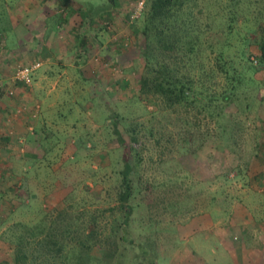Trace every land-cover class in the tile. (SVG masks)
I'll return each mask as SVG.
<instances>
[{"label":"rangeland","instance_id":"rangeland-1","mask_svg":"<svg viewBox=\"0 0 264 264\" xmlns=\"http://www.w3.org/2000/svg\"><path fill=\"white\" fill-rule=\"evenodd\" d=\"M97 1L99 0H92V5ZM140 2H143L141 8ZM144 2L146 0H122L117 11L120 21L117 19L116 22L100 23V29L105 32V47H111L118 56L112 64L111 58H106L109 55L105 56L103 53L105 49L99 54L95 45L90 46L92 51L86 56V64L88 63V67L91 64L98 68L101 64L100 67L104 68V71H96L95 82L91 83L92 79L83 86L57 84L53 93L57 95L60 92L65 101L69 100L75 105L68 116V125H57L58 131L52 134L53 138L50 137L51 143L55 144L52 150L44 149L46 157L40 160H37L41 156L38 154L36 159L23 158L28 163L17 161L13 167L4 166L2 173L8 174L12 170L17 175L19 189H27L33 195L27 199L16 191L9 192L0 199V234L14 222H34L40 213L38 209L46 210L49 201L54 203L51 201L53 198L57 204L62 205L65 200L66 206L67 202L72 203L76 210L85 209L89 214L96 209L116 206L119 171L125 163H131L134 168L132 180L135 189L138 187L140 190L141 184L148 181L159 187L162 194H166L170 187H177L176 191L183 197L182 201L180 198L179 202H174L181 204L172 203L165 211H161V206L158 207L157 213H162L158 216L147 213L143 204L136 208L135 198L131 202L134 214L129 224L130 237L134 238L135 243L136 233L140 231L141 225L152 217L151 226L154 231L150 234L151 238L147 240L144 234L141 237L138 234L137 238L153 243L150 255L155 256L156 264L190 263V258L198 256V247L211 259L210 264H226L228 258L224 256L223 248L212 244L217 257H210L212 249L209 250L208 244L203 240L206 236L203 232H196L195 228L197 223L207 219L228 222L231 217L233 221L238 218L239 221L241 218L249 220V211L253 210V217L258 222L254 225V231L258 234L259 227L264 229V182L251 180L254 167L250 166L252 154L256 152L259 154L256 165L260 172L264 171V149L259 152L253 148L259 141L264 143V132L261 130L264 127V64H255L264 43V0L201 1L204 12L198 16L197 22L202 26L201 37L204 44L201 45L200 58L205 68H210L213 66L211 59L228 43V47L223 49L224 58L240 75L241 84H238L235 104L225 110L222 120L217 124H210L207 142L202 146L199 141L193 143V148H189L191 152L180 149L177 137L167 140L169 134L177 135L182 132L176 116L170 113L164 117L156 111L154 103L148 97L141 96L138 91V80L143 69L138 45L142 42ZM105 3L106 1L104 10ZM228 22H231V34L226 33ZM207 23L211 28H205ZM226 39L228 42H225ZM211 47L213 51L210 50ZM108 69L111 78H107ZM90 72L91 69L89 72L84 71L87 76ZM32 83L29 87L20 85L25 88L23 91L27 95L25 104L40 103L35 97L39 89L35 86L34 79ZM224 87V79L219 75L215 77L213 91L220 93ZM90 96L93 101L88 100ZM73 98L77 100L73 102ZM81 98L84 99L83 102L80 101ZM70 102L58 111L66 114L71 107ZM114 115L118 116V129L124 141L134 148L131 155L125 156L127 153L122 144L109 141L113 133L111 134V128L107 129L110 124L106 122L109 120L112 124L115 121ZM205 128L202 123L200 132L204 133ZM159 135L163 137L157 145ZM111 137L114 139V136ZM133 138L137 140L134 143ZM91 140L97 142L96 146H92ZM41 143L42 147L52 145L44 140ZM72 147L77 149L75 154ZM22 149L23 152L20 149L14 151V160L26 153L23 147ZM94 171L97 173L93 174ZM24 176H29L30 182H23L21 178ZM34 179L40 182H34ZM161 183H165L162 189L159 185ZM65 187L71 193L68 198ZM134 193L136 195V190ZM140 197H144V194L139 195ZM152 209L155 211L156 206ZM234 211L236 213L233 216ZM105 221L106 219H102L101 225L106 226ZM105 229L109 228L106 226ZM144 232L147 234L148 230ZM127 246L130 250V245ZM133 253L134 251L124 254L126 263H131L135 255L138 257L136 264L141 260L137 251L136 254ZM0 254L11 258L12 248L7 242L0 241Z\"/></svg>","mask_w":264,"mask_h":264},{"label":"trees","instance_id":"trees-1","mask_svg":"<svg viewBox=\"0 0 264 264\" xmlns=\"http://www.w3.org/2000/svg\"><path fill=\"white\" fill-rule=\"evenodd\" d=\"M201 1L146 0L142 13V42L141 45H138L139 57L143 63L142 73L138 80L139 94L148 97L161 115L172 113L176 116V122L182 132H178L177 135L169 134L167 140L171 141L177 137L179 147L183 150L193 148L191 145L198 141L201 142V146L207 142L208 127L210 124H217L222 120L225 110L235 104L238 84H241L240 75L224 58L225 51L223 49L228 43H225L218 55L211 59L213 66L210 68H205L206 66L200 58L202 56L201 45L204 44L201 37L202 26L197 22L198 16L204 12ZM116 5L117 0H110L107 6L110 15L112 10L117 7ZM3 19L4 17L0 18V33L3 31L1 27H4ZM230 25L231 22L226 23V26L229 27L226 31L227 34L232 32ZM205 28H211L210 24L207 23ZM79 37L80 45L76 48L77 52H80L86 44L85 37ZM1 40L0 35V43ZM225 42H228L227 39ZM210 50L213 51L212 47ZM255 64L259 66L264 64V43H262L260 57ZM218 75L225 81V87L220 93L213 91L214 78ZM14 85L18 87L23 84L15 80L12 91L8 90V94L7 87L0 86V95L10 98L13 95ZM116 117L118 116L114 115L115 121L110 123L107 128L108 130L111 128V134L113 133L111 136H114V139L110 136L109 141L122 144L127 153L125 156L131 155L134 148L124 141L122 133L118 129L119 123ZM36 118L37 114H30L26 125L33 127ZM202 123H204L207 133L206 131L200 132ZM261 130L264 132V127ZM30 132H33V129ZM35 134H37L34 139L35 143L32 140L29 142L33 148L38 143L40 136L36 131ZM161 137L163 135H159V139H156L157 145L160 144ZM2 139L9 142L10 137ZM135 140L133 138V143ZM1 142L0 140V146H2ZM29 143L26 142L22 145L26 151L24 154L36 159L37 155L42 152L37 153L35 149H30ZM91 144L96 146L97 142L91 140ZM256 146L253 147L255 151L261 152L264 149L263 141H259ZM1 150L3 151V149ZM76 152L77 149L74 147V154ZM2 155L4 157V153ZM252 156L253 160L250 166L254 169L251 180L263 182L264 171L260 172L259 166L256 165V161H259V154L253 152ZM37 160L40 159L37 158ZM137 160L138 152L136 151V164ZM17 161H20V158ZM4 166L10 167L5 163L0 164V199L4 198L7 193L16 191L27 199L33 195L29 190L27 192V189L25 191L19 189L17 175L12 170H9L8 174L2 173ZM133 171L131 163H125L122 170L119 171L120 184L117 186L116 206L96 209L89 214L85 212V209L76 210L72 203L67 202L66 206L65 200L62 205L57 204V201L51 197L53 198L51 201L54 203L49 201V207L46 210L37 207L40 213L37 214L34 222L17 221L7 226L0 234V241L7 242L11 246L12 256L7 258L0 254V264H129L130 262L126 263L124 254L132 251H134L133 254H136L137 251L141 258L138 264H156L155 256L150 255L153 243L137 238L138 234L140 237L144 234L147 240L151 238L150 234L154 231L151 226L153 219L151 217L147 223L141 225L140 231L136 233L135 243L134 238L130 237L131 230L129 228L134 214L131 202L136 198L138 204H136V208L143 204L147 213H154L153 215L157 214L158 216L161 213H157L158 207L161 206V211H165L170 204L179 202L180 198L182 201L183 197L176 191L177 187H170L166 194H162L159 187L157 188L154 183L148 181L141 184L140 190L138 187L135 189L132 180ZM95 173L97 171H94L93 174ZM93 181L97 182L95 179ZM159 185L162 189L165 183ZM65 190H67L66 187ZM141 194H144V197L139 198ZM70 196L71 193L67 190L66 197ZM174 204H181V202ZM153 206H156L155 211L152 209ZM24 207L29 208L28 206ZM102 219H106L104 223L109 229H105V224L101 225ZM144 230H148L147 234ZM127 245H130V250ZM121 249L123 250L121 251ZM136 258L138 260L135 255L130 264H136Z\"/></svg>","mask_w":264,"mask_h":264},{"label":"crops","instance_id":"crops-1","mask_svg":"<svg viewBox=\"0 0 264 264\" xmlns=\"http://www.w3.org/2000/svg\"><path fill=\"white\" fill-rule=\"evenodd\" d=\"M105 1L106 10L103 9ZM120 2L122 0H117V7L110 15L109 8L107 9L110 0H99L93 5L92 0H0V18L4 17V27H1L3 31L0 33L2 39L0 86L7 87L8 94V90L12 91L13 83H15L13 75L16 69L19 66L35 67L33 79L35 86L39 89H35L37 90L35 97L40 101V103L25 104L28 100L23 91L25 88L17 87V85H14L13 95L10 98L0 95V140L2 141L0 149H3L0 151V164L15 166L17 159L14 160L12 157L14 151L20 148L23 152L22 145L26 142L28 144L31 140L35 143L34 139L37 135L35 131L40 135L39 141L34 148L29 143V148L35 149L37 153L42 152L39 154L41 155L39 159L46 157V150L43 152L42 149L52 150L55 144L51 143L50 137L53 138L52 134L58 131L57 125H68V116L75 105L69 100L65 101V97L60 96V92L57 95L53 92L58 83L83 86L92 79L91 83L95 82L96 71L104 68L100 67L101 64L99 68L91 64L88 67V63L86 64L85 59L92 51V44L95 45L99 54L105 49L103 53L105 56L109 55L106 58H111L112 64L113 60H117L118 53L109 46L105 47L106 43L103 41L105 32L100 29V23L116 22L117 19L120 21L117 13ZM79 36L85 37L86 44L84 50L77 52L76 48L80 45ZM94 40L97 42L93 43ZM89 69L91 72L87 76L84 71L89 72ZM107 71V78H111L110 70ZM76 100L72 99L73 102ZM83 100V98L80 99L82 102ZM88 100L93 101V97L90 96ZM69 102L71 107L66 114L60 113L58 110ZM32 113L37 114V118L33 127H30L26 125V121ZM106 124L109 125L110 121L108 120ZM32 129L34 133L30 132ZM7 136L10 140L6 143L2 138ZM43 140L52 145L41 147ZM19 158L22 164L28 163L23 160L28 158L24 153L20 154ZM28 177H22V181L30 182ZM34 182L40 181L34 179ZM235 213L236 211L233 212V216ZM249 214L251 217L245 221L243 218L241 221L239 218L233 221L231 217L228 222L207 219L204 220L205 222L197 223L195 231L204 233L206 238L203 240L205 244H208L209 250L213 248L212 244L223 248L222 252L228 258L226 264H264V229L259 227L260 231L257 234L254 231V225L258 222L253 217V210L249 211ZM189 230L191 233L192 227ZM196 252L198 256L196 258L193 256L190 258V263L186 261L184 264L211 263V259L204 255L200 247ZM211 255L215 256L213 259L217 257L214 249L210 251L209 256Z\"/></svg>","mask_w":264,"mask_h":264},{"label":"built area","instance_id":"built-area-1","mask_svg":"<svg viewBox=\"0 0 264 264\" xmlns=\"http://www.w3.org/2000/svg\"><path fill=\"white\" fill-rule=\"evenodd\" d=\"M140 8L143 2L139 3ZM35 67L31 66H19L14 74V80L21 82L25 86H30L33 82V72Z\"/></svg>","mask_w":264,"mask_h":264}]
</instances>
